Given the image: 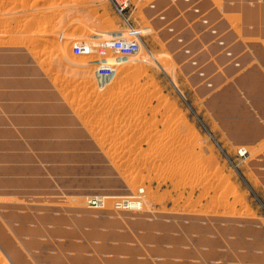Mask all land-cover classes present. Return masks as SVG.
I'll use <instances>...</instances> for the list:
<instances>
[{
    "label": "rangeland",
    "instance_id": "rangeland-1",
    "mask_svg": "<svg viewBox=\"0 0 264 264\" xmlns=\"http://www.w3.org/2000/svg\"><path fill=\"white\" fill-rule=\"evenodd\" d=\"M128 1L120 11L109 0H0V104L20 93L33 107L0 112L18 144L0 134V158L57 154L27 144L30 127L11 121L21 116L36 119L40 139L71 128L62 142L85 165L32 175L28 189L0 186V264H264V99L234 85L254 70L264 81V0ZM118 41L137 52L116 53ZM234 88L241 108L211 101ZM243 116L261 132L238 141L225 120ZM15 163L0 176L39 165ZM78 171L96 189L75 195ZM136 191L140 210L112 209ZM147 224L178 244L158 247Z\"/></svg>",
    "mask_w": 264,
    "mask_h": 264
},
{
    "label": "crops",
    "instance_id": "crops-1",
    "mask_svg": "<svg viewBox=\"0 0 264 264\" xmlns=\"http://www.w3.org/2000/svg\"><path fill=\"white\" fill-rule=\"evenodd\" d=\"M208 2V6L210 5H214L213 1H209ZM226 4L230 5V2L227 0H225ZM166 3H171L169 0H166ZM231 6V5H230ZM209 8V7H208ZM207 9V7H206ZM146 10L145 12L149 15L150 13H153L156 15V13H158V11L155 10V8L153 6H150L149 8L144 9ZM208 11H210L209 9H207ZM214 12V11H213ZM181 21H183L182 19H180ZM249 37V36H248ZM254 37V36H252ZM252 51L254 50H258L259 49V45L255 44L252 45L249 48ZM255 52V51H254ZM255 58L257 59L258 57L255 56ZM257 60H260L259 58ZM34 73L32 72V76L35 77L37 76L38 72L36 69H34ZM18 71V70H17ZM16 71V73H18ZM228 66L225 67V69L223 70V73H228ZM244 76V75H242ZM245 77V76H244ZM251 81H247V83L243 85L239 84V82L237 81V83L235 82L234 85H236L237 88H239V90H245V92L255 95V92H258L261 94L262 98L264 99V81L259 77V74L254 70L249 72L248 76H247ZM9 87L8 84L5 83H1L0 82V101H2V99L5 96V91L6 89ZM235 87V88H236ZM234 88V90L230 91L229 93H223V94H217L211 101L214 102V100L216 101L217 99H221V104L224 106L228 103H230L231 105L234 106L235 109L237 108H241L242 102L240 100H238L237 96L235 95V91L236 89ZM228 96V97H227ZM259 96V95H258ZM25 97H27V94L25 95ZM30 99V96L27 98ZM231 99V100H230ZM21 100H23V95L20 93H16L11 97V101H13L14 103H8L6 104H0V112L4 111L6 113H18L20 111H22V109H30L33 107L31 105H27V104H20ZM263 101V100H262ZM257 104L260 106H264V101H258ZM256 104V105H257ZM210 105V103L208 104ZM243 106V105H242ZM262 109V108H261ZM224 110V108L222 109V111ZM220 111L219 109L216 111L218 112ZM264 117V114H263ZM251 120L254 121V119L251 116H243V117H237V118H233V117H229L226 118L225 122H229V123H234L235 126H237L234 129H229L225 126V130L228 131V133L226 132V134L232 138H234L235 140L237 138H240L237 136V132L239 135L242 136H249V137H253L256 134L258 135L261 132V128L259 126H254L251 125ZM11 121H12V125L18 127V126H29L30 128H28L26 130V134H28L27 136L29 137L27 140V144L29 146H31V148H35L37 147H44L45 150L48 151H57L56 155H52L49 156L46 153H39V154H26L23 156V158L21 160H18L17 157L15 156H11V155H7L6 156H1L0 158V165L2 164H12L13 162H20V163H25V164H39L38 166H34L31 169L28 168L27 170H25V168L23 167H16V165H13L12 168H8L9 170H6L5 172H2L1 176H0V186L2 187H6V188H13V189H18V188H23V189H28L30 187V185L27 183L32 179V175H36V174H41L45 173V171L47 173H52L53 171H62V172H67L69 170L75 171L76 169L79 168V170H84L85 165L84 166H79L76 167V164H81L84 162L83 160V155H80V153H78L77 151H72L71 149H69L68 146V142H67V148L66 145H64V142H62L63 139H71L73 138V136L71 135L70 131L71 128H67L65 130H57V131H53L50 134H48L47 137L45 138H37L34 135V130L32 129V126H35L37 124V121L35 118H22L21 116H14L11 117ZM24 121H26L27 123H25ZM252 121V122H253ZM250 122V125H247ZM1 125V123H0ZM4 128V129H3ZM263 129V128H262ZM230 130H232V133L230 132ZM3 136L4 139H6L7 142H10L12 144H16L15 140L11 138L10 134H8V131L6 130L5 127L1 128L0 131ZM80 132V136L76 137L78 138H86L84 131H79ZM261 138H263L262 136L259 137L257 139L260 140ZM238 141H240L239 139H237ZM244 140V139H243ZM242 140V141H243ZM78 143L81 141V144L83 145V143L85 142V140H77ZM18 145V144H16ZM40 150H43L41 148H39ZM39 150V151H40ZM73 153H72V152ZM15 163V164H16ZM59 164H67V165H61V167H59ZM56 165V166H55ZM75 165V166H74ZM28 167V166H26ZM4 173V174H3ZM9 174H14L17 175L18 178H13L10 177ZM78 177L75 178L74 180L68 182L69 183V187H74L76 188V190L74 191L75 195H83L86 192H90L93 189H96V185H86V179H85V172L82 171V174L80 173V171H78ZM65 185H66V181H65ZM62 187H64L62 185ZM19 190V189H18ZM16 191V190H14ZM73 191V190H72ZM23 192H18V194H22ZM17 194V193H16ZM24 194L28 195V194H32L31 191H25ZM147 236H144L147 239H153V237H157V239H155L156 244L158 247H164V245H166L165 243H168L170 245H177V239H167L169 240L168 242H162L161 236H156L152 231V225L147 224ZM93 233L95 234L96 239L102 240L103 238H105V234H101L98 231H93ZM114 233V232H113ZM111 233V238H115V234ZM70 235V234H69ZM60 236L62 237H67V234L62 233ZM69 237V236H68ZM125 235H120V239L124 240L125 239ZM154 240V239H153ZM174 253H176V251H174ZM123 264V263H122ZM126 264V263H124Z\"/></svg>",
    "mask_w": 264,
    "mask_h": 264
},
{
    "label": "bare ground",
    "instance_id": "bare-ground-1",
    "mask_svg": "<svg viewBox=\"0 0 264 264\" xmlns=\"http://www.w3.org/2000/svg\"><path fill=\"white\" fill-rule=\"evenodd\" d=\"M113 5H115L117 7V2L119 0H109ZM171 3L173 4H179V3H189L190 0H169ZM192 2H194L193 0H191ZM120 3L123 5H129V1L128 0H125L124 2L123 1H120ZM118 8V7H117ZM200 8L198 9V12ZM119 11V10H118ZM120 12V11H119ZM198 12H193V13H198ZM211 16V15H210ZM209 16V17H210ZM211 18V17H210ZM205 24V23H204ZM207 26H210L211 23L209 24H205ZM214 30H212L210 32V34H214ZM26 39H30V38H26ZM32 52V51H31ZM55 79V78H54ZM62 79V78H61ZM73 79V78H71ZM57 80V79H56ZM62 81V80H61ZM64 81V79H63ZM81 81V80H80ZM65 83V82H64ZM83 83V82H82ZM60 84V83H59ZM86 85V84H85ZM84 86V85H83ZM73 102V101H72ZM71 103V102H70ZM84 103V102H83ZM79 108V107H78ZM81 108V107H80ZM240 153L244 152L245 150H239ZM86 185H95V183L93 181L89 182V183H86ZM141 190V189H140ZM138 192V191H136ZM142 193V192H141ZM141 193L138 192V193H131L130 196H125V197H114V198H111V207L112 209L115 211V212H135V211H138L141 209L142 207V204H143V200H142V197H141ZM107 195V194H106ZM127 195V194H126ZM108 197L105 196V197H102V200L98 199V200H95L96 202L93 203V201H90V204H94L96 205L97 202L98 203H102L101 205L105 204V202L103 201V199H107ZM110 199V198H109ZM162 242H168L169 240H167L165 237L161 239Z\"/></svg>",
    "mask_w": 264,
    "mask_h": 264
},
{
    "label": "built area",
    "instance_id": "built-area-1",
    "mask_svg": "<svg viewBox=\"0 0 264 264\" xmlns=\"http://www.w3.org/2000/svg\"><path fill=\"white\" fill-rule=\"evenodd\" d=\"M120 1H125V0H119L117 2V6L118 8L120 9V11H123L124 9H126L128 7V4L127 5H123L120 3ZM124 46H130L129 48H126ZM116 53H119V54H125V55H129V54H133V53H136L137 50H138V47L137 46H134L133 44H129V45H126V44H123L121 41H118L115 43V47L113 49Z\"/></svg>",
    "mask_w": 264,
    "mask_h": 264
}]
</instances>
